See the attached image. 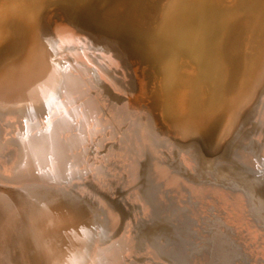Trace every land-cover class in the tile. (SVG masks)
Wrapping results in <instances>:
<instances>
[{
    "label": "bare ground",
    "instance_id": "1",
    "mask_svg": "<svg viewBox=\"0 0 264 264\" xmlns=\"http://www.w3.org/2000/svg\"><path fill=\"white\" fill-rule=\"evenodd\" d=\"M254 4L0 0V191L54 190L92 207L85 264H144L142 255L167 264L138 222L162 214L177 215L191 254L182 264L212 263L216 249L202 228L217 214L208 211L213 201L243 227L264 264L263 215L251 216L240 191L220 184L212 158L198 168V154L179 143L191 137L188 144L200 147L220 112L224 134L250 108L230 148L264 166V48L248 58L241 26ZM229 14L234 20L221 23ZM258 33L264 39V21ZM102 81L126 97L116 99ZM42 226L28 235L23 264H81L77 251L45 247L54 228ZM59 226L65 241L74 237Z\"/></svg>",
    "mask_w": 264,
    "mask_h": 264
},
{
    "label": "water",
    "instance_id": "2",
    "mask_svg": "<svg viewBox=\"0 0 264 264\" xmlns=\"http://www.w3.org/2000/svg\"><path fill=\"white\" fill-rule=\"evenodd\" d=\"M95 30L96 29L92 27L90 28V32L96 36L97 34L94 32ZM129 78L131 87L129 89L135 90L137 88L136 79L132 74L129 76ZM101 83L109 88V93L116 99L121 100L126 97L123 94H120L113 90L111 91V88L106 82L102 81ZM204 136L206 138L204 139V141H202V150L200 149L201 146L198 147L197 145V147L195 148V144H188L190 140H192L191 137H188L186 139L179 138V143L185 142L186 146H190L189 150L192 151V153L194 152L198 154V168L201 164L204 165V162L206 164V158H212V161L216 164L215 166L217 167V169H220L223 174V178H221V181H219V178H217L220 184L224 188H228L231 192H233L234 190L240 191L241 195H243L246 203L248 204V211L250 215L252 210L255 212L259 211L260 215H263L262 218L264 219V166L256 165L255 163L249 165L245 162L240 161L236 157V154H234V149L230 148V146L234 145V143L236 142H233V133L230 137V140L223 141L218 150H214L215 142L217 141L216 136L212 133H206ZM254 140L255 139H253L252 142L249 143V149L251 146V149H254ZM229 142L230 144L228 145ZM126 205L124 207V211H127L126 209L129 207L127 206L126 208ZM133 205L138 206L139 203L135 202L133 203ZM208 211L209 214L210 211H215L217 212V214L215 216L213 214L210 215L211 221L209 220V222L211 224L204 225V228L202 229L209 231V233H207L208 239L216 249L214 250V252L217 259H219V263L260 264L261 257L258 258L255 256V242L251 240L252 243H249L250 241L246 235V231H244L243 227H241V225L237 223V220L234 219V216L229 213L227 214L225 208H222V206L219 207V204L214 201L209 203ZM160 212L162 211L160 210ZM176 217L177 215L175 216V214L167 216L166 214H162L158 216V219H151L150 217H148L147 219L145 218V220L138 221L140 223V232L143 238H147V241L151 244L156 254L159 255L161 257V260H163L167 264H182L184 263L185 258L188 260L187 256L191 255H189L190 251L185 249V245L182 240L183 237L182 235H180L178 229V218ZM135 221L132 223V226L136 223ZM260 223L264 225V221ZM210 230L215 231L211 232ZM215 236L217 237L215 238ZM224 238L226 240L223 242ZM248 243L250 244L251 249L252 245L255 249V251L252 249V253L249 250ZM141 258L144 259V264L152 263L146 262L148 257L145 255H142ZM155 263L156 261H154L152 264ZM157 264L159 263L157 262Z\"/></svg>",
    "mask_w": 264,
    "mask_h": 264
},
{
    "label": "rangeland",
    "instance_id": "3",
    "mask_svg": "<svg viewBox=\"0 0 264 264\" xmlns=\"http://www.w3.org/2000/svg\"><path fill=\"white\" fill-rule=\"evenodd\" d=\"M253 6L254 13L252 19H245L241 22V26L243 25L242 30L247 35L246 42H248V49L245 50L246 56H248V58H251L252 56L253 58H256V56L257 58H260L261 51L264 48V39L261 38V34L258 33V30L262 27L264 21V0H255V4ZM234 14H229L227 16L223 15V17L225 18L221 17V23H225L228 20H234ZM257 34H259L258 37ZM248 73L249 74L247 75V78H250L249 80L251 81V79L254 78L255 74L252 71H249ZM234 92L235 90L233 92L226 91V93L230 94H234ZM246 108L247 106L244 107V110ZM248 109L250 108H247V110H245L246 112L244 111L246 115L250 111H248ZM11 111L13 110L11 109ZM220 113H222L223 115L222 121L219 122L218 125L214 128L212 134L216 137L218 136L217 140H219L222 136H226L224 138H221V140L223 141L226 138L224 141H229L230 136L232 135L231 133H233L234 142L236 140L237 134L239 133V130H241V125L247 122V120H244V118H247V116L245 115L244 117L243 114V118H238L237 120V123L239 121L240 122L238 124L236 123L237 125L235 124V126L231 128L232 130H228L230 132H225L224 134H222L221 129H223L227 119H225L226 111H222ZM226 134H228L229 137ZM222 141L220 142L219 140L217 141V143H215L214 150H218ZM229 144L230 142L228 143V145ZM38 194L39 193H36V191L33 189H24L20 191L17 190L7 192L0 191V264H18L20 262H22L21 264H23L26 261V256L24 252L26 248L25 245L28 242V235H30V232L32 234L33 232H35V230H38L39 228L41 229V227H43L42 225L44 224H50L55 229L48 232V238L46 239L45 247H49L50 251H52L53 248L54 250L57 249V247H66L65 249L77 251L76 253L78 254V257L82 260L81 264H85L84 262L88 259V251L90 247L89 245L91 243V240L89 244V240H86L88 239L87 234L91 228L90 225H92V221L94 220V210L92 209V207L90 208L84 202L82 203L80 200L78 201L77 199L73 198L70 194L64 192L55 193L54 190L44 189L40 191L41 196H39ZM37 196H39V200L37 199ZM209 220L207 219L208 222ZM61 224H63L64 226L66 225L63 228V231H66L70 228L69 232H72L74 234L73 238L65 237L67 241L63 239L61 235V230L59 231V225ZM208 224L210 225L211 223L209 222ZM81 226L84 227L82 228ZM87 227L89 230H86ZM78 233L81 235H79ZM75 235L78 237H76ZM80 236L82 237V239ZM63 240L66 243L63 242ZM224 241L225 240H223V242ZM67 242H71V244H68ZM84 247L85 249H83ZM17 249H19L20 251H18ZM18 252H20V254H18ZM256 257L259 258L261 256L256 255ZM261 261L262 262L260 264H263V257H261ZM208 264H220L219 259L215 257L213 262L211 263L210 261Z\"/></svg>",
    "mask_w": 264,
    "mask_h": 264
}]
</instances>
